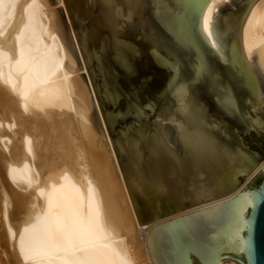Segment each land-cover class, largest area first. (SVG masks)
Wrapping results in <instances>:
<instances>
[{
  "label": "bare ground",
  "instance_id": "6f19581e",
  "mask_svg": "<svg viewBox=\"0 0 264 264\" xmlns=\"http://www.w3.org/2000/svg\"><path fill=\"white\" fill-rule=\"evenodd\" d=\"M57 1L70 18L64 0H0V264H156L154 226L194 213L202 215L192 216L191 224L207 226L225 219L221 230H213L210 242H205L213 244V252L203 261L237 264L220 255L237 245L242 250L236 225H242L243 187L264 171V161L257 163L241 146L231 144L232 149L218 139L212 127L223 125L209 120L207 108L192 105L197 91L193 83L184 74L178 77L179 62L163 57L171 69L165 97L173 101L156 115L160 131L149 133L144 125L126 129L127 142L135 145L141 162L142 148L153 135L149 149L156 177L138 180L134 167L124 173L123 155L109 125L129 114L142 121L156 108L142 106L131 88L120 91L121 79L107 66L118 73L121 67L124 76L134 77L138 45L120 36L119 16L124 1L131 9L137 0H102V8L97 3L103 18L104 8L113 16L108 27L116 44L110 50L99 48L97 70L105 75L108 104L126 93L127 109L118 112H104L90 59L83 54L71 18V30L66 27ZM165 1L178 4L175 13L185 8L186 18L197 7L200 32L226 63L224 72L215 70L199 56L192 81L210 77L220 105L240 113L232 85L237 82L249 101L245 110L251 128L260 130L264 0ZM173 13H167L170 19L176 17ZM86 40L90 48L91 36ZM247 76L253 81L252 92L246 88ZM149 87H154L153 81ZM221 160L228 161L233 172H225ZM123 166L127 171L126 162ZM207 172L217 177L208 179ZM241 175L247 176L245 184H240Z\"/></svg>",
  "mask_w": 264,
  "mask_h": 264
},
{
  "label": "water",
  "instance_id": "95a60500",
  "mask_svg": "<svg viewBox=\"0 0 264 264\" xmlns=\"http://www.w3.org/2000/svg\"><path fill=\"white\" fill-rule=\"evenodd\" d=\"M64 1L69 10L73 27L78 36L83 54L85 58L87 57L90 59L89 69L91 74L93 73L92 76L94 84L98 88L97 91L99 94V99L101 100V104L104 107V112H106L107 108L112 112H118V110L122 111L127 109L128 99L126 93L124 94L120 92L119 99L116 103H112L110 105L106 102L103 93V79H105V75L103 76L101 74L102 72L97 70V66L101 65L98 57L103 47L105 46L110 50V48L113 49L114 45L116 44V39H113V31L109 29L111 30V34L109 33L106 36L107 38L104 40L105 44H101V51L99 52L95 50L96 52L93 53L92 56L89 55V51H91V49L87 45L86 37L88 35V23L91 21V13L89 11L88 0H86V2H81L83 0ZM97 3L100 5V7L101 4L104 7L102 0H97ZM83 4H85L84 6L86 10H88L86 13L82 11L81 7ZM122 4L124 10L122 9V16H119L120 23L122 24L119 25V28H122V33H124V30H127L128 28L129 22L133 20L134 15H138L142 21V24L138 28V32L140 33L141 31V36H139V38L143 39L144 42H147V47H145L144 52V48L136 44L135 40L133 39L135 33L133 36H129L128 34L127 36H129V38L127 39L130 42L132 41V44L134 43L135 45H138L136 53L137 55H135L133 59L136 67L134 77L124 76L121 67H119L120 73L113 71V66L109 64L107 65L108 71L111 69L110 72H112V74H117L118 80L121 79L120 82L122 84L118 82L120 91L124 92L125 90L131 88V90L135 92L136 90H140L142 87L143 90L141 89L139 92L136 91L138 93L133 92L134 98L138 100L142 106L149 104V106L155 105L156 107L153 114L148 113L147 118L143 119L142 121H140L141 118H138V116L135 114H129L126 115L124 119L120 120L118 124H114L112 126L109 125V131L114 143L116 144L120 154L123 155L121 164L124 173L128 172L132 167H134L136 168L134 174L138 180L141 176L142 180L146 179L150 182L153 181L152 179L154 177H156V173L153 169L155 167V160L152 158L151 151L149 149L151 147L152 139L150 137L152 134L149 135V141L146 139H141V142H144L145 140L147 142V145L142 148L143 160L141 162V159L137 157L138 152L136 153L134 148H132L135 145L131 147L130 143L127 142L128 137H126V129H128V127L138 128L139 126L144 125V131H149V133L156 134L158 131H160L159 124L157 123L158 118L156 115L163 108H167L171 104V101H173V99L169 100V97H165V90L169 83V74L171 69L169 65L165 64L161 59L163 57L174 58L177 62H179L180 69L177 74L178 77L180 74L181 76L184 74L186 80L190 79L191 83H193V87L198 85L199 88H201L197 89L195 96L202 100L200 106L204 109L207 108V115L209 117V110L213 109L215 116L225 120L227 124L230 120L236 124L235 126L233 125L231 127V130H229L231 134L228 133L227 129L223 131L225 132V140L223 142H226L231 147L233 142L232 139L235 140V138H237L238 144L233 145H239L250 152V154L254 156L255 161L259 163L261 161V156L257 151L251 150L244 144V142H242V136L240 134V132H249L251 129V120L248 117L249 113L247 110H245L249 105V101L246 100V96L245 93H243L242 88H238L237 83H235L234 80L232 81V85H234L233 89H235V95H238L237 101L241 112H230L225 110L220 105V102L218 101L219 99L217 97V88L212 86L214 81L210 77L205 76L204 78L201 77L195 81H192V76L195 73L194 68L198 62L199 56L204 57L208 62L210 61V64L215 70L223 71V68L226 66V63L217 57L213 46H211L209 41L198 28L200 12L197 7L193 6L191 11H188V27L187 30L181 32L176 30L167 14L169 11H173L175 13L177 7L179 8V6H176L178 5L176 2L169 3L167 1L164 2V0H137V2L133 3L131 9L128 8L125 1ZM109 11L110 9L108 10L107 8L102 10V13L105 14L103 22L107 27L111 23L109 17L112 16V11ZM124 24L127 25L125 26ZM124 27L127 28L124 29ZM190 36L193 37V41L190 39ZM111 54L113 55L112 50ZM112 78L114 79V77ZM129 78L132 79L130 80ZM134 81H137V83H134ZM152 81L154 83V87H149V84ZM143 91L146 92V94H144ZM199 98H197V103ZM217 128L219 127H212V131L218 133ZM217 136L218 139L222 140V137H220L219 134ZM179 140L178 145L182 147V143ZM125 162L128 166L127 171L123 166ZM148 163L150 164L149 166ZM252 182L255 185L250 183L249 186L243 187L242 225H236L237 238L242 244V250L239 251V245H237L235 249H223V251H225H222L220 255L221 259L232 260L237 264H264V171ZM142 201V203L145 205V201ZM197 215L201 216L202 214L194 213L182 217L179 216L165 220L154 226L152 229V234H154L155 237L153 255L155 257L156 264H195L196 258L206 264L203 261V257L207 256L209 252H213V247L211 248V245L213 244L203 245L199 242L203 232L202 237L204 242L209 243L210 234L213 231H209L208 227L205 228L206 223L204 222H201L202 224L199 222L192 223L197 224L194 233L195 237L192 236L191 232L189 233L188 230L185 229V226L188 225L187 221L190 223L191 221L189 219H191L192 216L196 217ZM153 222H155V220L152 221L151 224ZM192 224L190 223L189 226ZM215 231H217L216 227H214V232Z\"/></svg>",
  "mask_w": 264,
  "mask_h": 264
},
{
  "label": "rangeland",
  "instance_id": "374dc122",
  "mask_svg": "<svg viewBox=\"0 0 264 264\" xmlns=\"http://www.w3.org/2000/svg\"><path fill=\"white\" fill-rule=\"evenodd\" d=\"M81 2H86V0H83V1H81ZM59 2L57 1L56 3H55V6L56 7H58L59 8V11H60V14H61V17H62V19H63V21L65 22V24H67L66 25V27L69 29V31L71 30L70 29V27H71V22H70V18H71V16H70V18H69V16H68V14H67V10H66V8H65V5H62L61 3H59ZM85 4H83L82 5V11L84 12V13H86V12H88V10H86V8H85V6H84ZM88 6H89V11H90V13H91V21H89V23H88V32H87V36H91V45H90V49H91V51L93 50V48L95 47V49H97L99 52H100V50H99V48H100V46H101V44H102V42H104V40H106V36L110 33L111 34V30H109V28L106 26V24L103 22V17H102V15H101V13H100V7H99V5L97 4V0H88ZM65 8V9H64ZM66 12V13H65ZM186 12H185V8H184V10L182 11H177L176 13H173V15H175L176 17H174L173 19H171L172 21H171V23L173 24V26L176 28V30H178V31H181V32H184L185 30H187V27H188V21H187V18H186V14H185ZM86 15H88V14H86ZM68 16V17H67ZM85 17V16H84ZM72 20V19H71ZM73 23V22H72ZM142 24V21H141V19L138 17V15H134V17H133V20L131 21V22H129V25H128V28L127 27H124V29L125 28H127V32L126 33H122V34H120V36H124V37H127V38H129V36H133L134 35V33H135V36H133V39L135 40V43L136 44H138V45H140V47H142V48H144L143 49V51L145 52V47H147V42H144V40L143 39H141V38H139V36H141L140 35V33H141V31H140V33L138 32V28H139V26ZM125 26L127 25V24H124ZM78 27V26H77ZM135 28H136V30H135ZM72 33H73V31H71ZM70 32V39H71V42H72V44H73V47H74V35H72V33ZM127 34H129V36H127ZM72 35V36H71ZM111 36V35H110ZM94 42V43H93ZM82 64V66H85L83 63H81ZM247 86H246V88L248 89V91L250 90L251 92H252V90H254V86H253V81H252V79L250 78V76H247ZM191 82V81H190ZM134 83H137V81L135 82L134 81ZM194 89H195V91L199 88V86L197 85L196 87L194 86L193 87ZM199 89H201V88H199ZM249 91V92H250ZM205 95V94H204ZM192 100H191V103H192V105H194V106H200V103H202V100H200V98L199 97H197V96H192ZM197 98H199L198 99V103L196 102L197 101ZM240 99V98H239ZM194 100V101H193ZM211 109V108H210ZM234 110L236 111V112H238V110H236V108H234ZM210 111V113H209V115H210V117H209V120L214 124L215 122H220L222 125H223V128L221 127V128H217V131H218V134L220 135V137H222V141H224L225 140V137H224V133L225 132H223V129L224 130H226L227 129V131H228V133L229 134H231V132H229V130H231V128H229L228 127V124H226L227 122L225 121V120H223V119H221V118H219L218 116H215V114H214V110L213 109H211V110H209ZM261 112V116H257L258 117V119L260 120V121H262L263 122V127H259L260 129H264V111L262 110V111H260ZM221 125V126H222ZM235 126L236 124H232V126ZM257 129H255V131H249V132H246V133H241L240 132V134H241V136H242V142H244V144L247 146V147H250L249 146V144H251V141L252 140H255L256 138H258V137H260V134L258 135V133H256V132H258V130L256 131ZM251 132V133H250ZM230 138H231V136H230ZM232 141H235V142H232V143H234V144H238V142H237V138H235V140H233L232 139ZM225 143V142H224ZM228 145V144H227ZM229 146V145H228ZM236 147H238V145H235ZM252 147V149L255 151V148H253V146H251ZM231 148L233 149V147L231 146ZM239 148V147H238ZM240 149V148H239ZM258 153H259V155L261 156V161L263 160L264 161V153L263 152H259V151H257ZM222 162V166L224 167V168H226L225 169V172L227 171V173H231V172H233V170L232 169H230V168H228V161H226V160H221ZM206 167H207V165H206ZM213 173V174H212ZM262 174V172H259L255 177H254V179H252V181H254L256 178H258L260 175ZM214 177H213V176ZM207 176H208V179H214V178H216L217 177V174L215 175L214 174V172H207ZM241 181H245V179L243 178V177H241ZM243 184H245V183H243ZM246 187L248 186L247 184L245 185ZM244 186V187H245ZM209 218L211 217V215L210 216H208ZM199 222V221H198ZM224 223H225V219L224 218H221V219H215V220H212L211 221V224L209 223V224H207V226L205 225V228L206 227H208V229H209V231H213L214 230V227H216V230H221V227L224 225ZM200 224H202V223H200ZM187 225V224H186ZM185 226V225H184ZM197 226V224H192V225H190L189 226V228H187L188 227V225L187 226H185V229H187L188 230V232L190 233L191 232V234H192V236H194L195 237V235H194V233H195V227ZM147 227V226H146ZM149 227V226H148ZM202 236H203V232H202V234H201ZM201 236V238H202V240H201V238H200V244H205V242H204V239H203V237ZM197 240V239H196ZM225 251V250H224ZM223 251V252H224ZM224 261H232V260H227V259H225ZM195 264H203L202 262H201V260H199L198 258H196L195 259ZM229 264H231V263H229Z\"/></svg>",
  "mask_w": 264,
  "mask_h": 264
},
{
  "label": "flooded vegetation",
  "instance_id": "af4514ba",
  "mask_svg": "<svg viewBox=\"0 0 264 264\" xmlns=\"http://www.w3.org/2000/svg\"><path fill=\"white\" fill-rule=\"evenodd\" d=\"M235 83H237V82H235ZM235 87H236V85H235ZM234 122L233 121H228V127L229 128H231L232 127V124H233ZM250 131H255V129H253V128H251L250 129ZM257 131V130H256ZM251 133V132H250ZM256 133H258V135L260 134V137H258V138H256L255 140H252L251 141V144H249V148L251 149V150H253L252 149V147L251 146H253V148H255V151H259V152H263L264 153V130H258V132H256ZM234 142V141H233ZM232 144H234V143H232ZM248 146V145H247ZM241 177H243L244 179H245V181L243 182V181H241ZM246 175H241L240 176V184H243V183H245L246 182ZM250 183H253L252 181H250V182H247L246 184L249 186L250 185ZM254 184V183H253ZM255 185V184H254ZM260 185V184H259ZM202 262V261H201ZM203 263V262H202ZM204 264V263H203Z\"/></svg>",
  "mask_w": 264,
  "mask_h": 264
}]
</instances>
